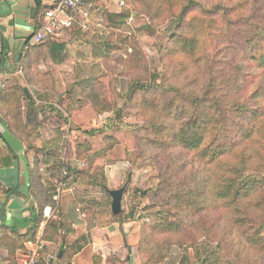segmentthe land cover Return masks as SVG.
<instances>
[{"label":"trees","instance_id":"1","mask_svg":"<svg viewBox=\"0 0 264 264\" xmlns=\"http://www.w3.org/2000/svg\"><path fill=\"white\" fill-rule=\"evenodd\" d=\"M167 1L175 2L168 15L174 27L163 51L168 63L174 59L177 73L170 81L128 83V100L144 115L140 130L157 153L160 181L152 197L162 206L141 230V262H162L172 245L204 237L233 264H256L252 259L264 261V0ZM40 52L50 55L49 42L27 45L19 59L34 63ZM136 53L131 63L143 58ZM97 83L77 84L80 97L67 109L76 129L91 121L85 122L82 112L95 115L104 101ZM23 99L32 100L25 88L0 89V120L21 144L27 124ZM0 139V169L9 168L17 155L4 135ZM106 141L114 143L111 137ZM68 144L77 151L84 145ZM88 147L95 153L93 164H103V145ZM36 164L29 173L39 211L31 220L35 228L43 206L55 203L54 194L37 188ZM0 187L6 196L18 193ZM60 227V221L48 220L42 239L51 240Z\"/></svg>","mask_w":264,"mask_h":264},{"label":"rangeland","instance_id":"2","mask_svg":"<svg viewBox=\"0 0 264 264\" xmlns=\"http://www.w3.org/2000/svg\"><path fill=\"white\" fill-rule=\"evenodd\" d=\"M92 1L99 8L106 4L110 5L108 9L121 18H110L107 14H102V17L97 18L101 21L94 24L90 21L91 17L88 18L84 27L86 38L82 39L91 46L90 50L94 52L93 59L95 57L97 59L81 67L68 68L64 64L58 71L66 78L70 76V80H63L60 83V91L68 94V102L57 101L58 108L49 104L38 107L37 114L43 115L44 124L50 119L52 121L54 127H49L50 132L52 134L58 132L56 149L45 150L41 141L36 142L39 138V123L29 124L26 116V107L29 104L27 99L21 102L25 122L27 120L26 128L23 129L24 143L28 150L40 154L43 157L41 160H45V156L52 157L47 168L56 169L58 175L53 189L47 194L49 196L54 194L55 203L48 206L55 216L60 215L62 204L64 206L73 204L74 209H79L75 211L76 217L79 216L77 221L83 225L82 229H77L78 234L89 233L91 228L98 225L126 223L129 236L131 235L129 241L131 252L122 254V258L129 256L131 264H142L141 230L143 225L149 222L150 215L162 208L161 205H157V199L152 197V192L158 187L160 179L156 163L157 153L147 144L148 136L140 130L144 124V115L141 109L137 111L135 105L129 102L128 83L131 79H140L141 82L147 79L148 83L154 79L158 82L170 81L176 75L174 59L171 64L168 63L169 59L164 58L163 51L170 42L174 27L171 24L173 18H168V15L175 2L170 4L167 0H141L136 3L131 0ZM115 1H122V5L120 3L117 5ZM205 1L207 0H204V3ZM94 12H98L97 9ZM85 41L81 45H84ZM136 52H141L143 58L141 61L132 59L131 63L130 57L135 56ZM43 54L44 52H40L38 57L35 55L34 63L31 58L23 57L17 62L12 58L10 70L13 76L9 77L8 82L2 84L0 89L2 86L5 89L9 86L25 88L31 99L32 96L35 97L32 103L34 105L45 92H55V80L48 79L49 75L53 76L54 68L49 55L44 58ZM136 58L137 55L134 59ZM182 60L181 58L180 62ZM86 79L97 80L96 86L101 91L104 101L101 106L98 105L95 115H92L90 110L82 112L85 122L89 119L91 121L76 129L72 119L68 117L67 109L72 107L77 97H80L77 84ZM45 111L48 113L47 117L44 115ZM58 111L60 115L57 114ZM0 122L3 123L1 120ZM4 127L6 128L5 125ZM43 130L45 133L48 132L46 128ZM5 133L7 135V130ZM108 137L113 138L114 145L106 141ZM69 140L76 144H84L83 148L75 150L68 144ZM28 144L32 147H28L30 146ZM99 145H103V154L99 156L104 162L93 164L95 153L93 150L89 152L88 146ZM37 149H43V152H38ZM39 184L44 189L42 180H39ZM67 187H72V190L63 192ZM103 187L106 190L124 188L122 209L116 217L111 214L110 197ZM153 204L157 206L148 209L149 206H154ZM228 251L230 254L231 251ZM52 254L57 255L55 252ZM252 260L256 264L264 263L262 260ZM154 264L233 263L231 258L219 252L215 243L201 237L193 243L186 242L183 246L172 245L169 256L162 262Z\"/></svg>","mask_w":264,"mask_h":264},{"label":"crops","instance_id":"3","mask_svg":"<svg viewBox=\"0 0 264 264\" xmlns=\"http://www.w3.org/2000/svg\"><path fill=\"white\" fill-rule=\"evenodd\" d=\"M47 1L0 0V87L8 82L9 77L13 76V72L10 70L11 59L15 58L16 52H20L21 55L26 50L27 41L39 26L41 13L47 6ZM85 1L90 15L89 19L91 17L90 21L93 24L101 21L97 18L98 16L102 17V14H107L110 18H121L108 9L111 6L106 2L104 7L99 8L92 0ZM119 1H115V3L118 5ZM31 8L35 12L33 18L30 17ZM96 9L98 12H94ZM84 35H86L84 28L78 24L63 32L57 39L49 41L51 48L49 59L54 68L53 77L56 82V90L55 92H45L39 101L36 100L37 104L35 105L32 104L34 103L33 99H35L32 96L33 99L29 101L26 107L29 124L39 123V138L36 142L41 141L45 150L56 149L58 132L56 131L53 134L50 132L49 127L53 126L52 121L50 119L44 124L43 115L37 114L38 107L49 104L58 108L57 101L59 103L68 102V94L60 91V83L63 80H70V76L66 78L63 73L58 71L64 64L68 68L69 66L71 68L73 66L81 67L88 64L89 61L92 62L97 59V57L93 59L94 52L90 50L91 46L82 39L86 38ZM84 41V45H81ZM44 115L47 117L48 113L45 111ZM34 120L38 122H34ZM44 128L48 130L47 133L44 132ZM5 132L4 124L0 122V135L5 136L11 149L17 155V159L11 167L0 169V185L6 190L18 193L6 196L0 187V264H18L19 260L25 254H28L32 245L38 239L45 243L47 252H55L57 256L61 252L57 264H131V257L122 258V254L125 255L128 252L131 238L126 223L118 224L114 222L98 225L91 228L89 233L78 234L77 229L83 227L77 221L79 216L76 217L75 215V211H79V209H74L73 204H66V206L62 204L60 215L57 216L48 205H44L41 223L36 225L35 228L31 220L34 213L39 214V211L32 195V191H35V189L30 187V169L33 167V163L37 162L36 166L44 189L39 186L40 184L37 188L47 193H50V190L53 189L58 174L56 169L47 168L51 163V156H45V160H41L43 157L40 154L28 150L25 143L21 144L16 139L6 135ZM3 146L4 142L0 139V147ZM41 161H43L42 164ZM71 190L72 187H67L63 192H70ZM48 220L55 223L60 221L61 227L56 234L50 235L51 240L44 241L42 237ZM77 248L80 249L78 252Z\"/></svg>","mask_w":264,"mask_h":264},{"label":"built area","instance_id":"4","mask_svg":"<svg viewBox=\"0 0 264 264\" xmlns=\"http://www.w3.org/2000/svg\"><path fill=\"white\" fill-rule=\"evenodd\" d=\"M88 18L89 11L85 0H48L41 13L40 24L27 45L34 46L55 40L78 24L84 28ZM18 264H57V257L46 252L45 243L38 239Z\"/></svg>","mask_w":264,"mask_h":264},{"label":"water","instance_id":"5","mask_svg":"<svg viewBox=\"0 0 264 264\" xmlns=\"http://www.w3.org/2000/svg\"><path fill=\"white\" fill-rule=\"evenodd\" d=\"M34 10L31 8L30 10V17H34ZM20 58V52H16L15 55V61L17 62ZM124 188H119L116 190H109L108 195L110 197V211L112 215H117L121 212V201H122V195H123ZM128 252L130 253V249H128ZM61 252L58 253V258H60Z\"/></svg>","mask_w":264,"mask_h":264}]
</instances>
